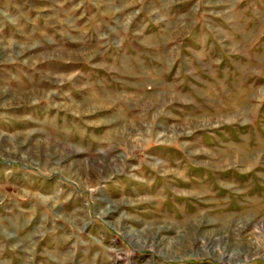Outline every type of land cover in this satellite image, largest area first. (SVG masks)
I'll return each mask as SVG.
<instances>
[{
  "label": "rangeland",
  "instance_id": "rangeland-1",
  "mask_svg": "<svg viewBox=\"0 0 264 264\" xmlns=\"http://www.w3.org/2000/svg\"><path fill=\"white\" fill-rule=\"evenodd\" d=\"M0 264H264V0H0Z\"/></svg>",
  "mask_w": 264,
  "mask_h": 264
},
{
  "label": "bare ground",
  "instance_id": "bare-ground-1",
  "mask_svg": "<svg viewBox=\"0 0 264 264\" xmlns=\"http://www.w3.org/2000/svg\"><path fill=\"white\" fill-rule=\"evenodd\" d=\"M172 246H173V245H172ZM172 246H171V247H172Z\"/></svg>",
  "mask_w": 264,
  "mask_h": 264
}]
</instances>
